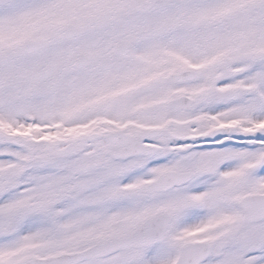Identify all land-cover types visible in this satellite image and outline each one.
<instances>
[{"label":"snow or ice","instance_id":"snow-or-ice-1","mask_svg":"<svg viewBox=\"0 0 264 264\" xmlns=\"http://www.w3.org/2000/svg\"><path fill=\"white\" fill-rule=\"evenodd\" d=\"M0 264H264V0H0Z\"/></svg>","mask_w":264,"mask_h":264}]
</instances>
